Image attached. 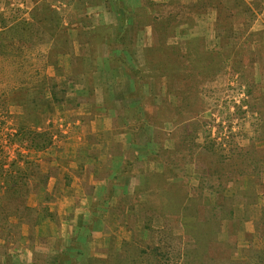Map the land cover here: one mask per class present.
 I'll return each instance as SVG.
<instances>
[{"label":"rangeland","instance_id":"obj_1","mask_svg":"<svg viewBox=\"0 0 264 264\" xmlns=\"http://www.w3.org/2000/svg\"><path fill=\"white\" fill-rule=\"evenodd\" d=\"M48 1L51 0H0V26L8 27L0 31V165L7 169L12 161H16L15 167L19 169L17 173L13 169L14 174L28 184L18 201V195H9L6 199L11 215L5 219L0 217L3 222L0 223V264H45L49 256L48 239L56 236L61 218L57 214L59 204L51 200L49 192L44 194L49 179L44 167L71 144V130L76 134L80 132L82 123L77 124L67 113L76 101L88 102L93 110L105 103L111 108L113 105L122 118L120 122L125 131L131 135L132 144L149 147L145 159L152 165L147 179L148 190L153 195L146 202H138L140 217L136 221L141 225L143 235L124 241L122 259L136 256L139 264H156L158 260L162 264L168 252L182 255L185 248L176 239L175 243L171 242L175 251H166L170 247L165 249L157 242L156 232L165 230L166 224L164 218L150 207L159 195V187L165 186L164 190H167L171 183L163 176L169 169L167 160L171 159L176 147V123L173 121L181 128L182 124L190 122L181 135L183 144L189 147L212 139L214 149L221 157L232 148L249 147L250 144L264 150V138H247L248 134L254 135L253 129L259 126L262 118L264 124V0H141L140 7L138 0H131L132 10L129 9L124 18L131 12L129 18L135 20V25L122 32L140 34L141 42L136 57L132 55L131 63L125 65L131 66L126 77L134 79L136 84V91H129V96L132 97V92L139 94L145 105H140L142 98L138 96L140 104L130 106L125 95L127 104L120 108L115 99H121L124 90L121 84L115 85L119 75L114 74V68L121 59L113 56L107 59L108 64L99 62L102 61L104 40L112 39L123 27L93 25L109 22L113 17L108 11L94 9L85 22V7L95 3L91 0ZM80 3L83 5L79 8L81 14L76 9ZM108 7L106 2L105 8ZM62 19L69 25L61 30ZM79 19L83 23L78 29L83 30L78 32L79 44L87 47L88 58L85 59L84 52L78 48L80 55L72 59V74L64 73L63 67L56 68L58 58L53 54L29 56L34 35L42 38L41 47L47 45L45 39L55 20L59 34L56 47L64 48L63 34L67 31L68 36L69 28L76 29L70 27L71 22ZM33 20L37 28L33 27ZM164 30L163 40L154 44L153 37L150 43L151 33L155 36L154 33ZM106 42L109 48L115 45L112 41ZM148 44L150 46L144 48ZM207 53L213 55L210 64ZM105 65H109L107 73L104 72ZM50 66L56 69L48 73ZM132 70L138 74L132 75ZM188 75L195 76L196 82ZM105 83L109 89L104 87ZM82 84L87 85V89L80 90ZM144 84L148 87L142 91ZM170 85L176 93L183 92L186 87L185 93L201 87L198 98H190L194 106L188 107L192 116L187 121L181 122L177 116H170L174 112L172 109L180 103ZM88 120L85 117V131H89L92 122ZM260 136L264 137V129ZM140 156L144 155H136L137 158ZM224 160L226 167L235 169L236 163L229 158ZM137 162L142 164L143 160ZM181 178L196 188L202 183L208 184L202 182L201 174L190 162L184 164ZM177 180L180 178L168 179ZM258 180L264 183V165L259 178L243 174L237 182L225 186L223 195L229 200L231 215L220 220L217 235L220 243L208 242L199 251L196 263H210L213 259L211 264L244 263L249 260L251 250L264 248V186ZM2 181L0 178V185ZM204 187L205 205L212 206L217 202V194L208 186ZM168 195L172 197L173 193ZM240 196L244 197V202H240ZM165 198H168L167 194ZM194 220L183 219L173 228V237L181 241L185 237V228ZM137 248L141 255H135ZM119 261L120 258L114 264ZM176 264L184 263L179 260Z\"/></svg>","mask_w":264,"mask_h":264},{"label":"crops","instance_id":"obj_2","mask_svg":"<svg viewBox=\"0 0 264 264\" xmlns=\"http://www.w3.org/2000/svg\"><path fill=\"white\" fill-rule=\"evenodd\" d=\"M91 1L95 3L94 6L85 7V22L94 9L93 11H108V14L111 13L113 17L109 22L93 25L123 27L119 34L111 37L112 39L104 40L101 49L102 61L99 64H108L107 59L113 56L120 57V63L114 68V74L119 75L115 85L121 84L124 92L121 94L123 95L121 99H115L116 104L120 108V105L127 104L126 100L129 99L128 105L137 106L141 101L138 97L140 95H134L132 92V97L129 96L131 94L129 91H136V84L134 79L126 77L131 66L125 65L131 63L132 55H137L141 35L135 32L131 34V31L122 32L135 25V20L129 18L131 12L129 17L124 18L128 11L132 10L131 0H101L102 4L98 0ZM140 1L138 0L139 7L142 4ZM48 2L53 3V0ZM106 2L109 5L108 8H105ZM82 6L81 3L76 5L80 14L82 11L79 8ZM60 23L61 30L69 25L66 19L60 20ZM33 24H35L33 27L37 28L34 20ZM82 24L80 19L71 22L70 27H76V29L69 28L68 36L67 31L63 34L66 45L64 48H58L56 42L59 34H57L58 27L55 20L45 39L47 45L41 47L39 44L42 38L40 35H34L33 49L28 50L31 54L29 56L40 57L53 54L58 58L56 68L63 67L64 73L72 74L74 66L72 59L80 55L78 48L82 53L84 52V58H88L87 47L79 44L78 32L83 30L78 31V29L82 27ZM7 28L0 26V31ZM153 37L151 33L150 43ZM106 41H112L115 45L109 48ZM148 46L150 44L145 45L144 48ZM109 65H105V73L108 72L106 67ZM56 68L50 66L47 72L51 73ZM105 84L104 87L109 89ZM142 86V91L148 87L146 84ZM94 88L97 89L96 85ZM83 89H87V85L82 84L80 90ZM80 93L82 94V91ZM125 95L128 96L126 100ZM98 108L93 110L88 102L77 103L76 101L67 109L68 116L77 124L82 123L80 132L76 134L71 130V144L66 146L65 151L55 155L53 162L44 167L45 173H49L48 186L44 194L49 192L51 200H56L59 204L57 214L61 218V225L56 229V236L48 239L49 256L45 264H114V261L121 258L122 251L125 249L124 241H131L132 237L134 239L136 235H143L141 225L136 219L140 217L138 202H146L153 195L148 190L147 179V173L152 172V165L150 166L145 159L149 147L143 144H132L131 135L125 131V127L120 122L122 118L117 115L113 105L111 108L105 103ZM85 117L89 119L88 122L92 121L89 131L84 130ZM114 122L117 125H114ZM138 154L144 156L137 158ZM62 158L66 161H62ZM56 159L59 160L55 161ZM138 159L143 160V163H138Z\"/></svg>","mask_w":264,"mask_h":264},{"label":"trees","instance_id":"obj_3","mask_svg":"<svg viewBox=\"0 0 264 264\" xmlns=\"http://www.w3.org/2000/svg\"><path fill=\"white\" fill-rule=\"evenodd\" d=\"M165 34L166 30L162 32L157 31V33H154V44L157 43V40L158 42L163 40ZM206 56H210L208 58V62L210 64V60H212L213 55L207 53ZM133 72L134 71L132 70L131 73ZM136 74L138 73H133L132 75ZM188 76L192 77L190 79L191 81L196 82L195 76ZM170 87L172 88L171 92L178 96L177 98L180 102L177 105L176 109H172L174 110V112L171 113L170 116H177V118H179L181 122L187 121V119L191 118L192 116V113H189V111L191 112V110L188 107L194 106V103L190 101V98L193 96H196L195 98H198V93L201 94V87H199L198 89L195 88L196 90L189 89L191 90L189 91V93H185L187 92V87L184 88L183 92L180 91V93L175 92L173 85H170ZM143 101L144 98H142L141 106L145 105V102ZM262 121L256 129H253L254 135H247V138L249 140H259L261 138H264L260 136L261 131L264 129V124ZM173 122L176 123V130L174 134L176 139V147L174 150H172L171 159H169V161L167 160V166L169 169L166 170V174L163 176L165 177L166 182L171 183L168 184L167 190H164L165 186L159 187V195L156 201L152 203L150 202V207H152V210L154 208L155 214H159L164 218L166 224L165 230L156 232L157 242L161 243V246H164L165 249L169 246L170 249L167 248L166 251H175L171 243H175V239L181 246L185 248V254L183 253L182 255H175L168 252L165 255L166 261L164 262V259H162V264H176V262H178L179 260H181L184 264H198L196 263L195 259H198V257H200L199 251L202 248H205V245L210 241L213 245H216V243L219 242L217 235L220 230V220L225 219L231 215L229 200L223 195L225 186H228L229 183L237 182L239 177L243 174H252L259 178L260 174H262L263 171L264 150L257 148L253 144H250L249 147H241L239 149L232 148L230 152L225 153L223 158L219 156L215 151V143L214 141H212V139L208 140L205 144L202 145L196 144L192 147L184 145V141H182L183 138L181 137V135L184 134V128L187 127L190 122L182 124V128L180 127L181 125L177 124V121L174 120ZM23 132L26 136V132ZM225 158H229L230 161L236 163L234 170L233 167H226V162L224 160ZM188 162L193 164L195 167V171L201 174L202 182H207L208 184L202 183L200 188H196L189 185V183L184 178H181L184 174V164ZM16 164V161H12L9 168L7 169L0 165V178L3 179V184L0 185V217L2 219H5L11 215V213H8L7 211L9 209L6 201L8 196L18 195V201L22 196L25 187H28V184L26 182L24 183L21 179H17L16 173L19 168L15 167ZM13 169H16L15 174ZM232 173L235 174L231 175ZM237 175L238 179H234V177H237ZM175 178H180V180H177L175 182L168 181V179ZM258 183H261L264 186V183L261 180H258ZM204 185L208 186V189L214 190L217 194V202L212 206L205 205ZM169 192L171 194L173 193L172 197L168 195ZM166 194L168 198H165ZM165 201H167L168 203H166ZM240 202H244L243 196H240ZM185 218H193L195 220L194 223L185 228V237H182L183 239L179 241V239L173 237L172 230L174 227H176V225L181 224L182 220ZM0 223L3 224L1 220ZM224 245L228 244L225 243ZM251 251L252 252L249 260L247 262H241L238 264H264V248L253 249ZM138 254L141 255L139 249L137 250V253L135 255ZM130 257L131 256H129L127 259H122L121 257L118 264H139V260L136 258V256H133L132 259H130ZM214 260L215 259L210 261V263L202 264H211ZM156 264H159V260Z\"/></svg>","mask_w":264,"mask_h":264}]
</instances>
